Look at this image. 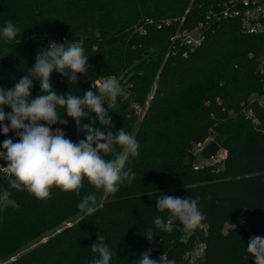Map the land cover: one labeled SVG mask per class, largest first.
I'll list each match as a JSON object with an SVG mask.
<instances>
[{
	"label": "trees",
	"instance_id": "obj_1",
	"mask_svg": "<svg viewBox=\"0 0 264 264\" xmlns=\"http://www.w3.org/2000/svg\"><path fill=\"white\" fill-rule=\"evenodd\" d=\"M213 1L0 0V29L7 21L20 28L14 40L0 35V87L14 88L50 42L78 43L88 57V72L69 83L53 71V90L82 97L97 79L117 77L122 93L110 108L107 100L104 105L112 129L87 109L81 125L113 133L123 129L139 143L138 157H129L125 166L135 178L114 195L85 179L79 196L53 187L50 198L37 200L9 188L6 161L0 159V190L8 189L19 205H0V264H89L98 233L113 252L110 264H138L149 249L153 259L164 254L176 264H190L186 254L200 244L203 254L192 264H255L246 248L251 237H264V37L243 33L238 18L222 19L207 25L203 42L188 57L168 54L171 36L205 21ZM148 18L171 23L161 29L151 24L140 34L136 27ZM39 85L34 79L29 102L44 94ZM133 102H148L142 119ZM248 109L257 124L246 118ZM63 118L67 125H52L53 131L62 129L74 143L86 139L82 127L66 114ZM210 135L227 158L195 169L194 146ZM5 139L15 143L19 136L14 130L5 136L0 127V151ZM92 193L95 212L87 216L78 204ZM160 195L199 197L203 221L191 230L179 221L170 233L156 228L154 217L165 222L168 217L156 211ZM149 227L152 242L144 236Z\"/></svg>",
	"mask_w": 264,
	"mask_h": 264
},
{
	"label": "clouds",
	"instance_id": "obj_2",
	"mask_svg": "<svg viewBox=\"0 0 264 264\" xmlns=\"http://www.w3.org/2000/svg\"><path fill=\"white\" fill-rule=\"evenodd\" d=\"M19 32L20 28L11 21L0 29V35L6 41L16 39ZM43 49L37 53L34 67L28 69V75L22 77L14 88L5 90L0 87V127L5 136L10 130L16 131L19 136V141L15 143L12 139H5L0 151V159L6 161L4 167L9 188L26 191L37 200H46L50 198L53 187L66 193L75 192L79 196L83 181L87 179L97 191L114 195L120 186L131 183L135 178V172L130 168L125 170V166L129 157H138L139 143L123 129L118 133L112 130L106 132L101 127L81 125V121L87 116V109L95 114L100 125L112 129V119L104 105L107 100L110 108L111 103L121 95L120 81L115 76L98 79L91 83V89L84 92L82 97L71 92L58 94L51 84L53 71L68 77L69 83L76 82L77 74L88 72V57L84 55L83 47L73 41L67 46L50 42ZM34 79L39 80L40 90L44 94L29 102ZM4 106H9L11 112L6 113ZM65 114L75 121L77 128L82 127L86 139L74 143L66 138L62 129L53 131L52 125H67L68 120L63 118ZM5 120L10 125L4 124ZM95 122L92 120L91 124ZM116 146L121 151H117ZM109 155L112 158L106 159ZM10 195L8 189L0 190V205L5 208L9 205L19 207L15 200L10 199ZM199 199L160 195L156 201V211H166L168 217L167 222L161 216L154 217V225L169 233L173 231L176 221L186 230L196 228L204 219L198 207ZM95 201L96 195L88 194L78 208L91 216L95 212L92 206ZM144 236L152 242L153 229L147 228ZM104 240L105 237L98 233L96 242L90 248L96 256L89 264H110L112 261L113 252ZM246 250L254 258L255 264H264V237H251ZM151 255V249L141 253L138 264H176L164 254L158 259L151 258Z\"/></svg>",
	"mask_w": 264,
	"mask_h": 264
},
{
	"label": "built area",
	"instance_id": "obj_3",
	"mask_svg": "<svg viewBox=\"0 0 264 264\" xmlns=\"http://www.w3.org/2000/svg\"><path fill=\"white\" fill-rule=\"evenodd\" d=\"M238 18L241 21V28L243 33L248 35H261L264 37V0H214L209 7L206 20L201 21L198 26L191 29H178L170 38L171 49L168 54L177 55L180 51L183 57H188L190 53L196 50L201 45L205 38V28L211 22H218L222 19H233ZM185 17L182 18L184 20ZM171 23L170 20H162L155 22L153 19L148 18L144 23L136 27V31L140 34H146L148 32V26L154 24L158 29L164 27L165 24ZM198 33V37L195 38L194 34ZM67 41L66 38H63ZM183 47L182 50L180 48ZM261 73H264V58L260 65ZM104 78V77H102ZM99 78V79H102ZM98 80V79H97ZM264 97V95L262 96ZM262 97L252 96V100L258 99L262 103ZM152 98L150 95L149 99ZM115 102H112L113 105ZM148 102L145 106H142L138 102H133L132 107L134 108L139 119H142L146 113ZM246 118L251 120L253 123H258L252 109L245 110ZM215 140L213 136H208L204 140L197 142L194 146V153L201 154L203 148L211 141ZM220 144V143H219ZM228 155L227 150L220 144L219 150L215 155L210 158L202 157L201 162H196L194 165L195 169H199L205 166L220 165L226 160ZM205 245L200 244L194 248L193 251H189L186 257L189 259V263L196 262L199 257L203 254Z\"/></svg>",
	"mask_w": 264,
	"mask_h": 264
},
{
	"label": "water",
	"instance_id": "obj_4",
	"mask_svg": "<svg viewBox=\"0 0 264 264\" xmlns=\"http://www.w3.org/2000/svg\"><path fill=\"white\" fill-rule=\"evenodd\" d=\"M194 37H198V33L194 34ZM129 100V98H127ZM220 144L216 140H211L202 150L201 156L204 158H210L211 156L215 155L216 152L219 150Z\"/></svg>",
	"mask_w": 264,
	"mask_h": 264
},
{
	"label": "rangeland",
	"instance_id": "obj_5",
	"mask_svg": "<svg viewBox=\"0 0 264 264\" xmlns=\"http://www.w3.org/2000/svg\"><path fill=\"white\" fill-rule=\"evenodd\" d=\"M197 162H201L202 161V156H201V154H197ZM241 218H246L245 216H243V217H241ZM227 227H229V224H226V226H225V229H227ZM43 240H45V239H43Z\"/></svg>",
	"mask_w": 264,
	"mask_h": 264
}]
</instances>
